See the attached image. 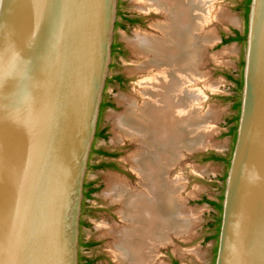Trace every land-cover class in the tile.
<instances>
[{"label":"water","instance_id":"95a60500","mask_svg":"<svg viewBox=\"0 0 264 264\" xmlns=\"http://www.w3.org/2000/svg\"><path fill=\"white\" fill-rule=\"evenodd\" d=\"M120 0H0V264H80ZM214 264H264V0H251Z\"/></svg>","mask_w":264,"mask_h":264},{"label":"rangeland","instance_id":"374dc122","mask_svg":"<svg viewBox=\"0 0 264 264\" xmlns=\"http://www.w3.org/2000/svg\"><path fill=\"white\" fill-rule=\"evenodd\" d=\"M204 1L206 5L203 9L206 12L196 6L200 31L197 30L194 35L196 46L192 43V48L194 45L197 49L200 36L201 44L209 45L201 57L200 49L197 50V57L194 58L193 53L190 61L193 64L192 71L185 73L183 81L186 82L183 89L195 98L194 103L189 105L191 109H185L184 113L193 117L191 127L196 128L195 138L202 139L203 144L190 150L178 146L173 155L174 162L166 168V190L178 208L175 211L178 217L173 216L174 220L170 223L178 218L182 222H179L176 229L162 230L164 241L155 244L154 264H173L174 261L180 264L215 263L218 240L214 238L216 231L210 229L209 224L216 211L204 199L219 200L223 194L222 180L228 167L223 162L206 159L211 154L223 158L232 154L234 137L227 135V122L236 114L230 101L236 85L227 76L238 78L242 75L244 45H222V40L234 36V31L244 34L247 18L245 11L240 10L244 0ZM141 3L146 4V0H120L119 3L115 36L119 51L114 53L105 92L104 103L110 106L104 107L99 122L98 133L105 131L106 138L97 135L87 176V186L94 191L91 196L86 194L84 198L80 264H118L112 255L116 239L108 236L101 226L116 229L123 227L121 212L128 213L129 200L120 194L124 188L127 189L126 193L129 190L142 192L143 182L134 171L133 161V156L141 148L130 136H126V130L122 129L121 133L116 126L119 118L127 114L130 103L137 101L139 106L144 104L139 93V83L148 73L147 67L143 66L144 58L135 51L137 37L141 34L160 35L155 26L168 19L160 13L144 11ZM123 15L136 20L135 23L123 20ZM199 20L196 21V27ZM193 51L197 52L195 49ZM187 74L193 77L189 78ZM118 76L121 81L115 79ZM100 150L110 154V157ZM182 216L189 218V222Z\"/></svg>","mask_w":264,"mask_h":264},{"label":"bare ground","instance_id":"6f19581e","mask_svg":"<svg viewBox=\"0 0 264 264\" xmlns=\"http://www.w3.org/2000/svg\"><path fill=\"white\" fill-rule=\"evenodd\" d=\"M205 5L204 0H146V4L141 3L144 11L160 13L168 20L155 26L160 35L137 37L135 51L144 58L143 66L147 67L148 73L139 83L144 104L139 106L137 101L129 102L127 114L119 118L116 126L119 132L126 130V136L141 148L133 161L134 171L143 182L142 192L129 190L126 193L127 189L123 187L125 190L120 196L129 200L128 213L121 212L123 227L101 226L108 236L116 239L112 255L118 264H154L155 244L164 239L162 230L176 229L182 222L178 218L170 223L178 217L175 213L178 208L169 198L165 174L166 168L174 162L173 155L178 146L190 150L203 144L202 139L195 138L196 128L191 127L193 117L184 113L195 98L183 89L186 83L183 81L185 73L192 71L193 53L194 58L197 57L200 49L201 57L209 45L201 44V36L197 49L194 42L196 31H200L196 6L206 12ZM192 43L195 44L193 48ZM190 75L187 74L189 78L193 77ZM185 219L189 222V218Z\"/></svg>","mask_w":264,"mask_h":264},{"label":"trees","instance_id":"16d2710c","mask_svg":"<svg viewBox=\"0 0 264 264\" xmlns=\"http://www.w3.org/2000/svg\"><path fill=\"white\" fill-rule=\"evenodd\" d=\"M251 0H244L243 3L240 5V10H244L245 11V17L247 18L248 13H249V5H250ZM125 20L129 21V23L133 24L135 23L136 20L133 19H129V18H125ZM246 42V32L244 34L240 33L239 31H234V36H230V37H224L222 40V45H228V44H232V43H239L244 45ZM119 46L118 45H114L113 46V50L114 53H116L117 51H119ZM242 68H243V62H242ZM228 79L230 81H232L235 85V91H234V95L230 98V101L233 104V110L236 113L231 119L228 120L227 124L229 126V133L227 134L228 136H233L234 137V142L236 139V129H237V124H238V118H239V111H240V97L239 94L241 92V88L243 85V80H242V75L238 78H235L233 75H228L227 76ZM115 79L121 81V78L118 76ZM106 106H110V104L106 105L105 103H103L102 109H104V107ZM99 131V130H98ZM99 137L102 138H106L105 135V131H101L97 134ZM110 157V154H104ZM230 157L228 158H223L221 156H218L216 154H211L206 160H212L215 162H223L227 165V167H229V161H230ZM226 179V175L223 178V182H225ZM85 189L89 190L88 194H92L94 190H90L88 188V186L85 187ZM222 201H223V194L222 196L219 198L218 201H209L206 198L204 199V202L210 204L214 210L216 211V214H214V219L213 221L209 224V228L210 229H214L216 231V234L214 236V238H218L219 235V231H220V224H221V215H222ZM213 239V238H212ZM217 251V250H216Z\"/></svg>","mask_w":264,"mask_h":264},{"label":"flooded vegetation","instance_id":"af4514ba","mask_svg":"<svg viewBox=\"0 0 264 264\" xmlns=\"http://www.w3.org/2000/svg\"><path fill=\"white\" fill-rule=\"evenodd\" d=\"M125 18H128V16H126V15H123V20H125ZM102 111H103V109H102ZM88 192H89V191H88ZM88 192H87V193H85V195L87 194V196H88V195H89V194H88ZM91 195H92V194H90L89 196H91ZM163 241H164V239H163ZM163 241H162V242H163ZM162 242H161V243H162ZM173 264H180V263H179V262H177V261H174V262H173Z\"/></svg>","mask_w":264,"mask_h":264},{"label":"crops","instance_id":"0c3cea01","mask_svg":"<svg viewBox=\"0 0 264 264\" xmlns=\"http://www.w3.org/2000/svg\"><path fill=\"white\" fill-rule=\"evenodd\" d=\"M94 151H95V149H94ZM99 152H103V154H105L106 152H104V151H102V150H100ZM107 154V153H106ZM86 186H87V183H86Z\"/></svg>","mask_w":264,"mask_h":264}]
</instances>
